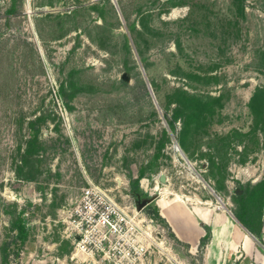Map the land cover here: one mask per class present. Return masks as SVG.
I'll return each instance as SVG.
<instances>
[{"label":"rangeland","instance_id":"374dc122","mask_svg":"<svg viewBox=\"0 0 264 264\" xmlns=\"http://www.w3.org/2000/svg\"><path fill=\"white\" fill-rule=\"evenodd\" d=\"M116 1L0 0V264H264V0Z\"/></svg>","mask_w":264,"mask_h":264},{"label":"trees","instance_id":"16d2710c","mask_svg":"<svg viewBox=\"0 0 264 264\" xmlns=\"http://www.w3.org/2000/svg\"><path fill=\"white\" fill-rule=\"evenodd\" d=\"M242 1V0H241ZM244 8L241 7V10H243ZM214 103H204L203 104V108H197L198 110L195 109H188V112H191L192 110L198 114L200 113H206V112H210L213 113V111H215L214 108ZM250 107L253 111L254 114V125L256 126V129H261V131L264 132V124L262 123V121L264 122V89L259 88L256 93L253 95L251 102H250ZM180 114H182V112L180 111H176L175 113V119L179 118ZM41 120V118H38L37 121ZM36 121L33 120L30 122V124H32V127L34 125ZM174 120L171 121V126L173 128H175V124H174ZM188 125L186 124V127ZM39 132L35 133L34 137L30 139L29 141V147L27 149V153L30 155H33V153L36 151V145H37V140L39 137ZM25 161V160H24ZM28 160L26 159L25 164L28 163ZM130 184H131V192L140 198H143L146 196L145 192L141 189L140 187V178H134L132 177L130 179ZM263 201H264V179L259 182L256 187L255 190L252 192L251 196L246 199L245 194H243L241 196V212L238 213V217L240 219V221L246 226L248 227L251 232H253L254 234H259V232L256 233V231L254 230V217L255 214H253L252 211V205L255 204L256 202H259V205L261 206L262 210V206H263ZM149 213L152 217L156 218V219H161V220H165L161 214H160V210L158 208V206L156 205H152L149 204ZM17 228V234L18 237L22 240H25L26 237V227L24 224L21 223V221L19 222V224H15L14 225ZM211 238V231L210 228L207 227V233L201 238V243L200 246L204 247L209 243V239Z\"/></svg>","mask_w":264,"mask_h":264},{"label":"water","instance_id":"95a60500","mask_svg":"<svg viewBox=\"0 0 264 264\" xmlns=\"http://www.w3.org/2000/svg\"><path fill=\"white\" fill-rule=\"evenodd\" d=\"M113 1L117 5V1L116 0H113ZM123 79L124 80H129V76H128L127 73L124 74ZM160 180L162 182H166L167 181L166 175L164 173L160 174ZM150 202H151V199H143V200H140L139 206H140V208H142L143 206L148 205Z\"/></svg>","mask_w":264,"mask_h":264},{"label":"built area","instance_id":"2783aa9c","mask_svg":"<svg viewBox=\"0 0 264 264\" xmlns=\"http://www.w3.org/2000/svg\"><path fill=\"white\" fill-rule=\"evenodd\" d=\"M92 191H93V188H88V189L86 190V193H87V194H90Z\"/></svg>","mask_w":264,"mask_h":264},{"label":"bare ground","instance_id":"6f19581e","mask_svg":"<svg viewBox=\"0 0 264 264\" xmlns=\"http://www.w3.org/2000/svg\"><path fill=\"white\" fill-rule=\"evenodd\" d=\"M163 215L165 216V217H168L167 216V214H165L164 212H163ZM171 221V220H170ZM218 234H219V232H218V230H216V235L218 236ZM218 239V238H217Z\"/></svg>","mask_w":264,"mask_h":264}]
</instances>
